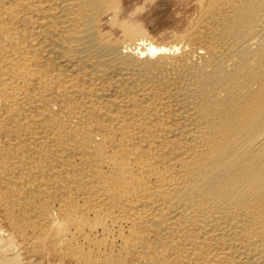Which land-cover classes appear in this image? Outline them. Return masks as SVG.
<instances>
[{
    "label": "bare ground",
    "instance_id": "6f19581e",
    "mask_svg": "<svg viewBox=\"0 0 264 264\" xmlns=\"http://www.w3.org/2000/svg\"><path fill=\"white\" fill-rule=\"evenodd\" d=\"M181 1L0 0V208L61 264H264V0Z\"/></svg>",
    "mask_w": 264,
    "mask_h": 264
},
{
    "label": "rangeland",
    "instance_id": "374dc122",
    "mask_svg": "<svg viewBox=\"0 0 264 264\" xmlns=\"http://www.w3.org/2000/svg\"><path fill=\"white\" fill-rule=\"evenodd\" d=\"M186 6L181 0H156L151 4L146 15L147 28L160 37L165 29L176 27L175 25H179L185 19ZM0 235V242L4 244L6 252L10 254L17 250L23 264H61L57 257L52 256L47 244L44 247L37 241L25 242L12 232L3 217L2 208H0Z\"/></svg>",
    "mask_w": 264,
    "mask_h": 264
}]
</instances>
